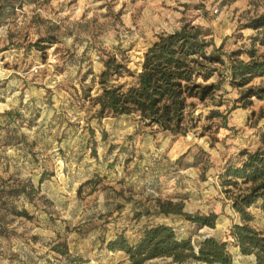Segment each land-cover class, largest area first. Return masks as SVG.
<instances>
[{
	"label": "rangeland",
	"instance_id": "obj_1",
	"mask_svg": "<svg viewBox=\"0 0 264 264\" xmlns=\"http://www.w3.org/2000/svg\"><path fill=\"white\" fill-rule=\"evenodd\" d=\"M263 14L264 0H0V28L6 27L0 37V179L8 186L28 181L37 191L30 201L0 203V264H130L105 244L119 234L134 244L145 227L158 224L194 244L207 237L226 242L233 264H250L229 236L238 218L219 175L239 164L240 151L257 145L264 99L251 98L243 108L240 96L250 86L264 87V77L243 88L225 80L204 101L189 99L188 130L177 137L134 116L97 120L84 90L90 97L100 93L97 77L107 54L125 58L137 74L157 37L183 25L207 30L225 54L220 70L226 76L229 54L241 51L238 59L248 60L256 32L245 26ZM210 112L218 115L207 119ZM42 170L51 177L39 185ZM158 200L181 203L189 214L215 213V227L197 230L181 217L158 215ZM23 207L29 220L8 214ZM250 212L251 225L264 232V207L258 203Z\"/></svg>",
	"mask_w": 264,
	"mask_h": 264
},
{
	"label": "trees",
	"instance_id": "obj_2",
	"mask_svg": "<svg viewBox=\"0 0 264 264\" xmlns=\"http://www.w3.org/2000/svg\"><path fill=\"white\" fill-rule=\"evenodd\" d=\"M256 32L250 39L251 48L245 51L247 61L238 59L241 51L232 52L226 76L220 67H224L221 47L215 48L208 40V32L199 26L183 25L178 31L157 37L143 53L140 71L134 74L125 58L118 59L116 54H107L103 58V70L97 77L100 93L86 98L96 107L95 118L102 120L107 115L112 117L134 116L145 126L173 137L184 136L188 130L186 124L187 109L192 106L189 99L204 101L220 90L227 80L232 87L243 88L255 78L264 77V14L251 19L245 26ZM38 47V45H35ZM263 49L257 54V48ZM212 48L210 52L207 50ZM218 75L216 84H204L214 75ZM132 78L131 84H116L121 79ZM264 99V87H248L240 96L243 108L250 105V99ZM9 115V114H6ZM218 114L210 112L207 119ZM90 138L94 132L88 128ZM94 143V140H92ZM92 155H96L92 150ZM238 165H228L219 175V186L230 200V207L238 222L229 228V236L239 254L251 257L250 264H264V232L254 228L250 208L258 203L264 207V125L258 135L257 145L253 150L239 153ZM51 174L42 170L38 184L49 179ZM0 202H12L13 198L30 201L37 194L28 181L8 186L0 179ZM86 181L80 187L89 185ZM13 205V204H12ZM157 214L178 216L191 223L197 230L205 227L213 229L218 215L189 214L183 212L181 203L157 201ZM14 217L30 216L23 207L9 210ZM109 252H122L130 264H145L156 259H167L171 264H184L194 261L201 264H233L226 242H219L207 237L194 244L191 239H178L174 229L165 224L145 227L139 239L130 244L119 234L105 244ZM54 251L64 254L59 248Z\"/></svg>",
	"mask_w": 264,
	"mask_h": 264
},
{
	"label": "built area",
	"instance_id": "obj_3",
	"mask_svg": "<svg viewBox=\"0 0 264 264\" xmlns=\"http://www.w3.org/2000/svg\"><path fill=\"white\" fill-rule=\"evenodd\" d=\"M214 13H217L216 9L214 10ZM5 29H6V27H1L0 28V37H2V33H3V35L5 34Z\"/></svg>",
	"mask_w": 264,
	"mask_h": 264
},
{
	"label": "crops",
	"instance_id": "obj_4",
	"mask_svg": "<svg viewBox=\"0 0 264 264\" xmlns=\"http://www.w3.org/2000/svg\"><path fill=\"white\" fill-rule=\"evenodd\" d=\"M170 201H172V200H170ZM165 225H167V224H165ZM168 226V225H167ZM238 251V250H237ZM243 257V256H242ZM243 258H245V259H248V260H252V258L251 257H243Z\"/></svg>",
	"mask_w": 264,
	"mask_h": 264
}]
</instances>
